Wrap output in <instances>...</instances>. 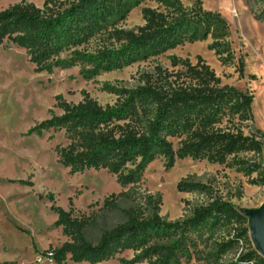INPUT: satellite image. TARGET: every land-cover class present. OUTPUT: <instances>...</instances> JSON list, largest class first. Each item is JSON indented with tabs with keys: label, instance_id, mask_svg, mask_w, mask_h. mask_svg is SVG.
Masks as SVG:
<instances>
[{
	"label": "rangeland",
	"instance_id": "rangeland-1",
	"mask_svg": "<svg viewBox=\"0 0 264 264\" xmlns=\"http://www.w3.org/2000/svg\"><path fill=\"white\" fill-rule=\"evenodd\" d=\"M27 1L42 8L48 0ZM62 1L69 5L76 0ZM20 2L0 0V12ZM129 9L123 3L103 7L99 15H92L84 22L87 35L57 57L72 60L74 65L55 68L52 73L35 72L25 50L12 43L0 46V264H55L49 253L68 237L55 226L53 205L65 211L73 209L77 217L102 215L96 226L85 232L94 242L105 221L108 228L122 221L118 212H101L106 198L122 193L127 197L120 198L121 207H134L146 216L157 212L171 223L192 218L196 209L216 200L241 213L263 203L264 150L262 154L230 157L225 164L177 158L172 168H167L164 158H156L139 180L123 187L118 176L107 170L71 174L57 153L58 147L68 145L64 130L34 131L52 116H62L63 102L77 105L90 97L102 107H117L127 99L125 91L143 86L147 75H155L158 69L175 72V59L195 64L201 58L224 85L253 95V122L247 124L245 133H264V22L255 19L247 0H139ZM147 9L167 16L157 52L144 61L126 64L119 58L128 45L118 32L137 34L146 25ZM204 11L217 13L226 21V37L220 28H211L207 39L190 41L192 35L205 31L199 18ZM215 44L225 49L222 58L231 54V60L223 62L213 49ZM106 52L104 58L118 66L104 68L105 62L99 58ZM173 142L178 150V142ZM181 183L190 186L181 189ZM240 231L237 223L219 225L213 234L200 230L194 236L193 259L185 264H256V259L240 261L255 251L249 232V239L241 240L237 238ZM132 256L131 252L123 255ZM119 258L98 264H120ZM64 264L87 263L68 259Z\"/></svg>",
	"mask_w": 264,
	"mask_h": 264
},
{
	"label": "trees",
	"instance_id": "trees-1",
	"mask_svg": "<svg viewBox=\"0 0 264 264\" xmlns=\"http://www.w3.org/2000/svg\"><path fill=\"white\" fill-rule=\"evenodd\" d=\"M138 1L76 0L68 5L62 0H48L38 8L21 0L0 12V46L10 42L25 50L37 73L69 68L74 61L57 57L87 35L84 22L91 20L92 15H99L103 7L124 3L131 9ZM247 4L255 19L264 22V0H247ZM165 16L147 9L144 10L146 25L137 34L119 31V39L128 45L119 59L133 64L155 54L165 30ZM199 18L205 31L192 35L190 41L207 39L211 28H220L222 36H227L228 25L217 13L204 11ZM213 49L223 62L231 60V54L222 58L226 51L220 45H213ZM107 54L103 53L99 59L110 70L118 63L104 58ZM173 65L178 68L175 72L158 69L155 75L146 76L143 86L125 91L127 99L117 107H102L90 97L77 105L63 102L60 105L63 115L52 116L34 131L64 130L68 145L58 147L57 153L71 174L107 170L118 176L123 187L139 180L144 168L156 158H164L167 168H172L177 158L225 164L228 158L242 153L262 154L264 133L259 130L245 133L247 124L253 122V95L224 85L201 58L195 64L175 59ZM240 73L244 74L243 62ZM173 141L178 142V150ZM130 166L134 168L125 171ZM188 186L181 183L179 188ZM122 197H127L126 193L105 199L101 212H118L122 221L112 228L105 221L94 242L85 232L96 226L102 215L77 217L73 209L65 211L53 205L51 211L57 215L55 226L61 227L68 237L66 243L50 252L55 264H64L68 259L74 263L98 264L116 257H120V264H185L193 259L194 236L200 230L213 234L217 226L233 223L241 226L237 238L249 239L247 219L238 209L219 200L196 209L192 218L184 222L171 223L157 212L146 216L134 207H121ZM49 200L52 202V197ZM129 252L132 258L123 257ZM255 259L256 264H264L255 251L240 261Z\"/></svg>",
	"mask_w": 264,
	"mask_h": 264
},
{
	"label": "water",
	"instance_id": "water-1",
	"mask_svg": "<svg viewBox=\"0 0 264 264\" xmlns=\"http://www.w3.org/2000/svg\"><path fill=\"white\" fill-rule=\"evenodd\" d=\"M242 215L247 219V228L253 248L264 259V201L258 208L243 211Z\"/></svg>",
	"mask_w": 264,
	"mask_h": 264
},
{
	"label": "built area",
	"instance_id": "built-area-1",
	"mask_svg": "<svg viewBox=\"0 0 264 264\" xmlns=\"http://www.w3.org/2000/svg\"><path fill=\"white\" fill-rule=\"evenodd\" d=\"M52 256H53V254L52 253H49V257H50L51 260H52Z\"/></svg>",
	"mask_w": 264,
	"mask_h": 264
},
{
	"label": "bare ground",
	"instance_id": "bare-ground-1",
	"mask_svg": "<svg viewBox=\"0 0 264 264\" xmlns=\"http://www.w3.org/2000/svg\"><path fill=\"white\" fill-rule=\"evenodd\" d=\"M172 173H173V171H172Z\"/></svg>",
	"mask_w": 264,
	"mask_h": 264
}]
</instances>
